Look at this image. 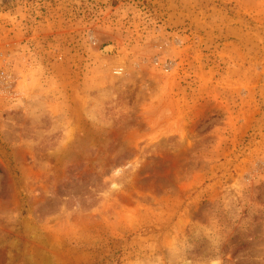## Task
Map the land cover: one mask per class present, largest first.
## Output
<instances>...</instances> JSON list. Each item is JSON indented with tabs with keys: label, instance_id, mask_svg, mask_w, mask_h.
<instances>
[{
	"label": "rangeland",
	"instance_id": "374dc122",
	"mask_svg": "<svg viewBox=\"0 0 264 264\" xmlns=\"http://www.w3.org/2000/svg\"><path fill=\"white\" fill-rule=\"evenodd\" d=\"M0 264H264V0H0Z\"/></svg>",
	"mask_w": 264,
	"mask_h": 264
},
{
	"label": "built area",
	"instance_id": "2783aa9c",
	"mask_svg": "<svg viewBox=\"0 0 264 264\" xmlns=\"http://www.w3.org/2000/svg\"><path fill=\"white\" fill-rule=\"evenodd\" d=\"M7 64H8L7 53L4 51V44L1 43V38H0V77H1V74L3 72L4 67Z\"/></svg>",
	"mask_w": 264,
	"mask_h": 264
}]
</instances>
